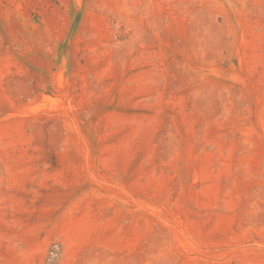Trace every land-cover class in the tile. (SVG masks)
I'll list each match as a JSON object with an SVG mask.
<instances>
[{
  "label": "rangeland",
  "instance_id": "1",
  "mask_svg": "<svg viewBox=\"0 0 264 264\" xmlns=\"http://www.w3.org/2000/svg\"><path fill=\"white\" fill-rule=\"evenodd\" d=\"M0 264H264V0H0Z\"/></svg>",
  "mask_w": 264,
  "mask_h": 264
}]
</instances>
